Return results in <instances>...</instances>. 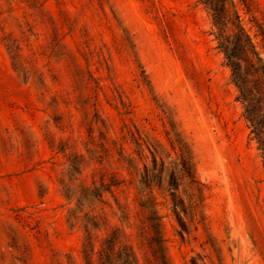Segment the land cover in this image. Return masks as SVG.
I'll return each instance as SVG.
<instances>
[{
    "label": "rangeland",
    "instance_id": "1",
    "mask_svg": "<svg viewBox=\"0 0 264 264\" xmlns=\"http://www.w3.org/2000/svg\"><path fill=\"white\" fill-rule=\"evenodd\" d=\"M229 1L261 44L264 0ZM216 32L198 0H0V264H85L93 222L139 264H264V152Z\"/></svg>",
    "mask_w": 264,
    "mask_h": 264
},
{
    "label": "trees",
    "instance_id": "2",
    "mask_svg": "<svg viewBox=\"0 0 264 264\" xmlns=\"http://www.w3.org/2000/svg\"><path fill=\"white\" fill-rule=\"evenodd\" d=\"M209 10L215 40L224 53L238 89V100L243 104V115L251 135L264 152V32L261 44L253 42L234 5L229 0H198ZM87 196L89 190H85ZM86 228L83 239L85 264H139L135 252L118 229H112L103 238L94 233L97 223ZM97 228V229H96ZM96 259H93V257Z\"/></svg>",
    "mask_w": 264,
    "mask_h": 264
}]
</instances>
